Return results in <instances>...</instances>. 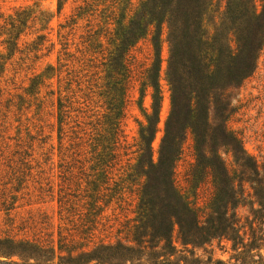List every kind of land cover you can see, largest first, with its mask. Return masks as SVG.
<instances>
[{
    "label": "trees",
    "instance_id": "16d2710c",
    "mask_svg": "<svg viewBox=\"0 0 264 264\" xmlns=\"http://www.w3.org/2000/svg\"><path fill=\"white\" fill-rule=\"evenodd\" d=\"M58 1L61 11L64 0ZM76 11L71 25L87 15L100 19L97 27L89 30L85 43L95 53L99 49L101 53L109 51L110 46L103 62L110 71L106 90L100 94L110 114L105 116L101 138L86 132L84 138H72L73 152L60 165L64 169L58 194L60 215L67 219L75 199L81 197L86 201L83 207L89 211L86 220L95 219L104 212V198L113 199L135 188L138 201L133 244L108 243L91 250L84 244L77 247L79 234H90L93 239L95 227L86 223L82 224V232L70 235V240L60 229L56 245L53 234L20 236L11 224L0 231V264H41L44 253L52 254L51 261L57 258L58 264H103L107 259L133 262L136 253L150 257V264H188L189 257L193 264H203L202 255H209L208 264H231L216 258L212 249L215 243L224 253L234 252L232 259L236 258L237 263L264 264V161L260 163L248 154L242 138L229 125L235 112L234 91L255 72L264 47V0L261 9L255 0H227L218 21L215 15L212 17L214 0H139L137 4L134 0H83ZM50 22L51 16L37 5L16 10L0 24V38H4L2 44L8 56L23 53L20 39L26 29L40 23L46 30ZM66 27L61 25L62 29ZM146 39L154 55L141 72L142 93L152 89V113L146 115L147 124L141 126L137 143L130 146L124 135L123 117L135 71L131 53ZM48 42V37L40 34L31 46L41 51ZM164 44L169 49L166 81L171 111L156 161L152 144L163 100L160 77ZM72 82L75 80L69 84ZM40 84L39 76L35 77L31 90ZM71 98L58 99L60 134L62 126L78 122L71 115L78 111L73 110L76 102ZM189 137L193 140L195 163L189 186L183 188L177 181L176 168ZM132 148L135 150L129 153ZM30 149L16 152L20 157L17 161L7 159L12 164L10 172L0 174V181H7L0 184L5 186L0 189V208L8 216L17 203L14 192L21 190L34 169ZM130 154L135 158L122 165L123 157ZM116 166H120L118 173L112 176ZM205 184L211 185L213 193L207 205L201 207L198 189ZM243 209L248 210L247 214H242ZM225 244L230 245L228 251H224ZM78 249L81 252L73 256Z\"/></svg>",
    "mask_w": 264,
    "mask_h": 264
},
{
    "label": "rangeland",
    "instance_id": "374dc122",
    "mask_svg": "<svg viewBox=\"0 0 264 264\" xmlns=\"http://www.w3.org/2000/svg\"><path fill=\"white\" fill-rule=\"evenodd\" d=\"M82 1L64 0L62 10L59 11L58 0H0V24L14 15L19 8L34 5L39 6V9L51 16V22L46 30H42V25L37 23L34 27L24 31L19 48L23 53L18 52L10 58L2 44L4 38H0V52L4 54V59L0 60V81H2L0 87V174L4 171L10 172L9 168L12 164H9L7 159L19 160L20 157L16 152L25 151L27 147L31 148L28 151L33 154L31 160H33L34 167L31 176L26 178L27 181L21 190L14 192L17 199L15 209L8 216L0 208V231L9 229V226L13 224L11 228L14 229L15 234H20V236L23 234L30 237L35 234L40 236L53 234L57 245V235L60 229L63 235L70 240V235L82 232L84 229L82 224L87 223L88 227H95L92 233L94 234L93 239L89 238L90 234H79L81 239L77 238L79 242L77 247H82L80 245L84 244L91 250L108 243L133 244L132 231L135 225L133 220L137 216L135 211L138 200L137 194L133 191L135 188L116 194L113 199L110 196L106 197L102 202L104 212L101 216L86 220L89 212L87 206L83 207L86 201L79 197L75 199L74 208L65 216L68 217L67 219H64L62 214L60 215L58 194L60 186L63 185L61 172H64L60 165L62 159L65 158L68 161L66 157L73 152L72 138L76 136L84 138V132L91 137L101 138L104 133L102 126L106 119L105 116L110 114L104 97L100 96L106 90V76L110 71L107 65H103L106 60L104 57L108 56L110 46H107L109 51L101 53L99 49L95 53V50L88 45L89 43H85L89 30L92 27L95 28L100 19L87 15L84 19L76 20V25H71L73 16L77 14L76 9L82 5ZM138 1L134 0V3L137 4ZM255 1L261 9V0ZM226 4L227 0H214L212 17L215 15L216 21L223 14ZM61 25L68 27L62 29ZM40 34L46 35L49 42L41 51H35L31 45ZM153 55L149 39L141 41L131 53L135 71L131 88L127 94L123 117L124 135L130 146L137 143L141 126L147 124L146 115L152 113V89L149 88L142 93L141 72L151 64ZM168 58L169 49L167 44H164L160 77L163 100L157 132L152 144L156 161L171 111V93L166 81ZM38 76L41 84L31 90L33 80ZM71 79L75 82L70 85ZM60 97H72L71 101L76 102L73 110H78L71 113L74 120L78 122L62 126L64 131L61 134L58 122V99ZM232 102L235 112L229 125L242 138L248 154L262 163L264 161V47L259 54L255 72L234 91ZM77 124L80 126H76ZM71 127L72 132H68ZM65 134L66 137H64ZM18 144L20 147H17ZM85 148L89 150L88 146ZM134 150L135 148H132L129 153ZM129 158H135V156L130 154L128 157H123L122 165H125ZM194 163L193 140L189 137L184 145L183 157L176 168L177 181L183 188L189 186L190 171ZM119 167L116 166L112 170V176L118 173ZM5 182L7 181H0V184ZM4 187L0 186V189ZM7 187L10 189L11 185ZM72 189L75 190V187ZM198 193L199 204L204 207L210 201L213 189L210 184L201 185ZM247 211L243 209L242 214H247ZM90 220H94L95 224L89 222ZM19 227L26 229L21 231ZM222 246L226 248L224 251L230 249L228 244ZM212 249L216 258L229 261L231 264H241L236 262V258L232 259L234 252L224 253L218 243H215ZM80 252L81 250L78 249L73 256H77ZM136 254L133 262L107 259L101 263L150 264L153 262L150 257ZM199 254L203 252L200 251ZM43 255L41 264L59 263L57 258L51 261L52 254L44 253ZM208 256H201L203 264H208ZM138 258H142L141 261H138ZM177 258L180 259L181 256ZM190 259L191 257H189L188 264H193ZM13 260L18 261L19 259L14 258ZM98 262L95 261L92 264H98ZM64 264L68 263L64 262ZM178 264L185 263L178 261Z\"/></svg>",
    "mask_w": 264,
    "mask_h": 264
}]
</instances>
